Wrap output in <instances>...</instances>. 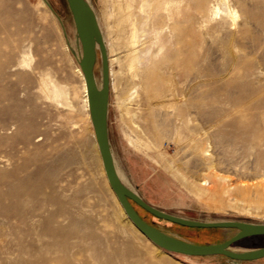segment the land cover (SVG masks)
<instances>
[{
    "label": "rangeland",
    "instance_id": "obj_1",
    "mask_svg": "<svg viewBox=\"0 0 264 264\" xmlns=\"http://www.w3.org/2000/svg\"><path fill=\"white\" fill-rule=\"evenodd\" d=\"M41 1L0 0V264H113L102 254L112 248L114 264H264V257L239 261L168 252L131 223L105 177L71 12L66 0ZM86 1L107 58L115 59L101 0ZM161 1V14L149 25L169 22L160 38L166 47L158 67L147 58L157 45L144 62L145 73L155 78L134 79L124 64L120 72L108 59V128L117 172L145 201L169 213L264 223V0H227L238 13L229 26L221 12L214 13L219 0H210L213 17L207 21H201L200 11H207L198 8L200 0H178L180 10L171 3L170 19ZM94 75L100 86L98 48ZM129 129L150 148L129 143ZM201 143L208 149L203 154ZM213 172L223 175L220 186L228 191L196 196L191 182ZM133 205L148 223L193 243L222 242L237 231L185 226ZM91 244L101 251L96 257ZM261 246L264 235L230 248Z\"/></svg>",
    "mask_w": 264,
    "mask_h": 264
},
{
    "label": "water",
    "instance_id": "obj_2",
    "mask_svg": "<svg viewBox=\"0 0 264 264\" xmlns=\"http://www.w3.org/2000/svg\"><path fill=\"white\" fill-rule=\"evenodd\" d=\"M71 12L75 31L81 46L79 66L83 74L88 100V111L94 130L97 147L105 175L111 189L121 204L126 216L160 248L182 255L206 256L224 255L234 260L251 261L264 257V246L250 250L231 249L235 242L256 235H264V223L239 220L202 221L184 218L145 201L135 190L122 182L117 173L115 159L111 150L108 128L109 111V67L105 44L93 9L86 0H66ZM97 48L101 58V85L98 87L94 75ZM133 203L142 207L157 218L190 227L235 228L236 233L225 241L197 244L172 236L151 223L137 212Z\"/></svg>",
    "mask_w": 264,
    "mask_h": 264
},
{
    "label": "bare ground",
    "instance_id": "obj_3",
    "mask_svg": "<svg viewBox=\"0 0 264 264\" xmlns=\"http://www.w3.org/2000/svg\"><path fill=\"white\" fill-rule=\"evenodd\" d=\"M219 1L221 2L222 5L221 6H218L217 5L215 7L214 13L216 15V13L221 12L223 14L224 24H226V25L229 26L231 23H233L235 21L236 17L238 16L237 10L235 8L231 7L230 3L227 0H219ZM41 2L44 3V0H42ZM175 2H179V1L178 0H163V5H162V7H163L162 8L163 9V14H165V17H167L168 19H170V10L172 9L171 3L175 4ZM209 2H210V0H207V3H206V0H200V2L197 4L198 5V8H200V10H202V11L210 10ZM161 3H162L161 0H101V4H102V16H103L104 25L106 27V30H107L108 35L112 38L111 39L112 41H111L110 45L109 44L108 45L110 46L111 52L117 55L115 57V59L110 58V57L108 59L110 60V62H112L114 60L117 61V64H119L120 72L122 71V68H123V65L122 64H124L126 66V68L129 70L128 73L131 72L133 78L135 79L136 77H138V79L140 81L142 79L144 81H148V80H152V79L155 78V76L153 74H149L148 72L145 73L146 72L145 71L146 69L144 70L145 67H149V66H146V64L144 62L146 60L147 54H149L150 51H151V47L153 45H157L156 49L153 52H151V54L149 56H147V58L149 60H152L151 67H153V68L154 67H158V65L156 63V58H157V56H158L159 53H163L162 51H163L164 47H166L165 42L160 41V38H161V35L163 34V32L165 31L166 27H170L169 26V22L168 21H165V22H163V21L162 22L155 21L154 23L152 22L153 23L152 25H149V20L151 18H158V16L161 14V13L159 14L160 4ZM175 5H176L175 8L178 9V10H180L179 9V4H175ZM160 11H162V10H160ZM209 16H210V18L213 17V16H211V13L208 12V11L207 12H201L200 11L201 21H207L209 19ZM152 20H150V21H152ZM178 25L179 24L176 22L173 25V27L174 28H177ZM147 26L149 27V29H148ZM150 30L152 31V33H151L152 36L148 35V33H150ZM107 33H106V35H107ZM110 37H107V39L110 38ZM122 55L124 57L123 58L124 59L123 60L124 63L123 62L122 63L120 62V58H121ZM27 61L28 60L23 59V62L28 63ZM190 62H192V61L190 60ZM168 68L169 69H172L173 68V65L168 66ZM193 68H194V66H193ZM187 69L190 70V68H188V67L186 68V70ZM111 70H112V68H111ZM186 70L185 69L184 70H181L178 73V75L184 76L185 73H186ZM161 71H162V69H161ZM116 72H118V71H116ZM128 73H126V75ZM120 75H121V73H120ZM82 77H83V74H82ZM139 82L137 81L136 84L139 85ZM98 87H100V86H98ZM136 87H137L136 85H135L134 88L132 87L133 88V91L131 92V95L134 94L133 92L136 91ZM83 89H84V92H85V95H84V97H85V99H84L85 100V106L88 107V100H87L86 86H85L84 78H83ZM125 90H126V88H125ZM131 97H134V96L132 95ZM182 123H184V122H182ZM177 131H178V129H177ZM177 131L175 133H177ZM159 133H160V131H158V134ZM179 133H181V132H179ZM179 133H177V134H179ZM126 134H127V137H128L127 139H129L128 140L129 143L133 144L134 146L142 147V148H145V149H149L150 148L147 140L145 141V140L141 139L132 130H130V129L127 130ZM149 141H150V139H149ZM259 141H264V140H261V138H259ZM226 144H227L228 148H230V146L232 145L231 142H229V141H228V143L226 142ZM199 150H200V153L199 154H203L204 152H207L208 151V149L203 144L200 146ZM160 157H162V156H160ZM71 159H72L71 156H67V157L64 156V160L66 162L73 161ZM104 173H105V171H104ZM222 176L219 175L216 172H213L212 174H210V175H208L206 177H202L201 181L199 180V182H196V181L193 182L192 181L191 182V185H190L192 187L191 190L198 197H202V196L204 197V196H206V197H209V198H210V196L216 195L219 192H222V191L223 192H227L229 187L220 186L221 185V182L223 180V177ZM105 177H106V175H105ZM119 178L122 180V182L124 184H126L128 187H130L131 189H133L130 185L127 184V182L123 179L122 176L119 175ZM106 180H107V177H106ZM107 182H108V180H107ZM108 184H109V182H108ZM255 184L256 185H259V181H258V184L257 183H255ZM261 184H263V183H261ZM262 188H263V193H261V194H263V196H264V185H263ZM113 195L116 198V201L118 202L121 210L124 212V210H123L121 204L119 203L117 197L115 196L114 193H113ZM255 201H257V200H255ZM263 203H264V201H263ZM131 223H132V221H131ZM197 231H199V230H197ZM143 235L146 236L145 234H143ZM83 243H84V241H83ZM84 245L85 244H83L82 246H84ZM91 246L92 247L89 246V249L91 248V252L93 254L92 256H94V257L98 256V254H100V252H101L99 249H97V246L98 245L97 246H94V245L91 244ZM86 248L88 249V246ZM115 251L116 250H114V248H112V251L110 253H108V254H106L104 252L102 253V254H105L106 255L105 258L107 257V259L105 260V262L108 261V263H113L114 264V262H113V255L116 253Z\"/></svg>",
    "mask_w": 264,
    "mask_h": 264
}]
</instances>
